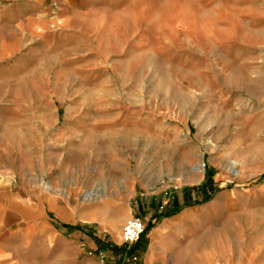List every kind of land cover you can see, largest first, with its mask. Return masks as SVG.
Wrapping results in <instances>:
<instances>
[{
    "label": "rangeland",
    "instance_id": "374dc122",
    "mask_svg": "<svg viewBox=\"0 0 264 264\" xmlns=\"http://www.w3.org/2000/svg\"><path fill=\"white\" fill-rule=\"evenodd\" d=\"M263 56L264 0H0V176L120 238L194 190L264 264Z\"/></svg>",
    "mask_w": 264,
    "mask_h": 264
},
{
    "label": "crops",
    "instance_id": "0c3cea01",
    "mask_svg": "<svg viewBox=\"0 0 264 264\" xmlns=\"http://www.w3.org/2000/svg\"><path fill=\"white\" fill-rule=\"evenodd\" d=\"M13 182L0 176V264L246 263L227 240L226 227L215 231L211 210L198 208L195 196L201 193L194 190L166 200H136L123 221L140 215L149 228L137 242L126 244L116 232L111 236L101 228L97 211L87 213L80 202L53 195L42 199L34 193V202H28L32 193ZM203 192L204 197L210 193Z\"/></svg>",
    "mask_w": 264,
    "mask_h": 264
},
{
    "label": "built area",
    "instance_id": "2783aa9c",
    "mask_svg": "<svg viewBox=\"0 0 264 264\" xmlns=\"http://www.w3.org/2000/svg\"><path fill=\"white\" fill-rule=\"evenodd\" d=\"M145 231L144 220L139 216L131 217L124 225L122 240L126 244L137 242Z\"/></svg>",
    "mask_w": 264,
    "mask_h": 264
},
{
    "label": "bare ground",
    "instance_id": "6f19581e",
    "mask_svg": "<svg viewBox=\"0 0 264 264\" xmlns=\"http://www.w3.org/2000/svg\"><path fill=\"white\" fill-rule=\"evenodd\" d=\"M263 60H264V56H263ZM241 105V104H240ZM233 112V111H232ZM197 171H199V172H202L203 171V168H202V164H199L198 166H197ZM98 189L97 190H93V191H90V192H88L87 194H86V198L87 199H93L94 197H98Z\"/></svg>",
    "mask_w": 264,
    "mask_h": 264
},
{
    "label": "trees",
    "instance_id": "16d2710c",
    "mask_svg": "<svg viewBox=\"0 0 264 264\" xmlns=\"http://www.w3.org/2000/svg\"><path fill=\"white\" fill-rule=\"evenodd\" d=\"M210 196H211V195H208L206 199H209ZM148 228H149V227H147L146 230H148ZM146 230L144 231V233L146 232ZM144 233H143V235H144ZM143 235H142V236H143Z\"/></svg>",
    "mask_w": 264,
    "mask_h": 264
}]
</instances>
